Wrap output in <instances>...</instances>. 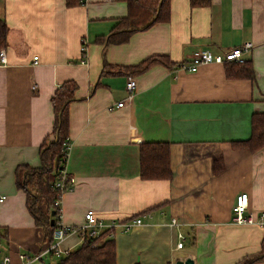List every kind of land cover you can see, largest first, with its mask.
I'll return each instance as SVG.
<instances>
[{
    "label": "crops",
    "instance_id": "1",
    "mask_svg": "<svg viewBox=\"0 0 264 264\" xmlns=\"http://www.w3.org/2000/svg\"><path fill=\"white\" fill-rule=\"evenodd\" d=\"M170 5L168 20L105 47L97 38L128 14L125 0L74 6L67 0H0V18L8 24V62H0V194L6 195L0 232L15 261L19 252L48 244L15 170L40 165V146L54 128L52 97L69 80L78 89L69 106L66 170L76 183L62 195L64 224L84 223L88 209L104 220L141 217L140 226L114 237L117 264H176L187 257L194 264H236L261 251L264 227L234 223L232 208L247 192L254 216L264 211V147L233 146L251 136L253 114L264 112V0ZM84 39L87 63L81 61ZM246 41L254 43L245 54L253 78L229 77L218 63L195 72L157 63L134 76L138 86L126 98L123 67L152 56L179 64L197 49L220 53ZM144 142H169L170 179L141 177ZM219 158L223 169L215 173ZM180 231L186 236L181 248ZM80 245L74 233L61 242L63 251Z\"/></svg>",
    "mask_w": 264,
    "mask_h": 264
},
{
    "label": "trees",
    "instance_id": "2",
    "mask_svg": "<svg viewBox=\"0 0 264 264\" xmlns=\"http://www.w3.org/2000/svg\"><path fill=\"white\" fill-rule=\"evenodd\" d=\"M128 4V14L118 19L109 35L97 38L106 47L109 44L123 43L129 40L131 34L139 29H146L159 20H168L170 15V0H125ZM82 0H67L68 6L80 4ZM209 5L210 0H192V4ZM8 24L0 18V48L7 42ZM161 63L168 67L177 65L164 56H152L135 66L123 67L122 73L136 76L149 67ZM106 66L108 64H105ZM227 74L232 78H253L254 68L251 62H225ZM78 84L69 80L62 83L52 97L54 110V128L40 146V165L20 164L15 170L16 184L26 194L28 211L35 224L42 227L47 241L52 240L57 224L51 225V218L57 220L58 209L55 200L60 191L54 187L57 171L63 167V157L66 143L69 139L70 103L76 100ZM252 133L248 139L233 141V146L256 151L264 147V112H256L252 116ZM223 169L221 159L214 162V172ZM140 175L144 179H170L169 142H144L140 146ZM54 211V215L52 212ZM110 231L104 230L97 237L87 239L76 249L64 254L56 264H117V250L114 237ZM4 235V234H2ZM5 235L3 236V238ZM264 259V242L261 251L248 255L236 264H254ZM138 264V263H136Z\"/></svg>",
    "mask_w": 264,
    "mask_h": 264
},
{
    "label": "built area",
    "instance_id": "3",
    "mask_svg": "<svg viewBox=\"0 0 264 264\" xmlns=\"http://www.w3.org/2000/svg\"><path fill=\"white\" fill-rule=\"evenodd\" d=\"M254 48V43L250 41L243 42L238 46H233L230 49L216 53L211 49H197L195 50L190 59L182 61L176 65L178 69L195 72L201 65L207 63L224 64L225 62L244 63L247 61L245 54ZM83 63L88 62V45L87 40L82 42V58ZM0 62L7 63V54L4 47L0 48ZM39 62V56H34V63ZM137 80L134 76L128 75L126 82V98H130L137 88ZM33 89L36 88L34 84ZM126 98L117 103L118 107L125 104ZM71 147L70 141L66 143V152L63 157V167L57 173V179L54 182V187L60 191L58 198L55 200V208L58 209L57 224L53 231L52 240L48 242L47 246L35 252H19L18 260H14L8 250L2 245L3 235L0 232V264H47L44 259L46 256H62L69 251H63L61 242L65 237L71 233L77 234L80 238L81 244L87 237H97L104 230H109V236L115 237L120 231L129 232L143 223L141 217H133L127 220H104L98 217L93 209H88L85 213V221L79 225H67L62 222L63 209H62V195L65 191L74 187L76 178L68 173L66 170V162L68 158L69 149ZM6 195L0 194V202L5 201ZM249 194L247 192H240L235 204L232 208L233 216L232 221L236 224H256L264 227V211H261L254 216L249 210ZM172 224L179 225L177 219L172 220ZM179 241L177 247H183L186 236L183 232L178 233Z\"/></svg>",
    "mask_w": 264,
    "mask_h": 264
},
{
    "label": "water",
    "instance_id": "4",
    "mask_svg": "<svg viewBox=\"0 0 264 264\" xmlns=\"http://www.w3.org/2000/svg\"><path fill=\"white\" fill-rule=\"evenodd\" d=\"M52 215H54V211L52 212ZM51 225H55L54 218H51ZM176 264H194V260L190 257H187L185 260H177Z\"/></svg>",
    "mask_w": 264,
    "mask_h": 264
},
{
    "label": "rangeland",
    "instance_id": "5",
    "mask_svg": "<svg viewBox=\"0 0 264 264\" xmlns=\"http://www.w3.org/2000/svg\"><path fill=\"white\" fill-rule=\"evenodd\" d=\"M63 256V255H62ZM62 256H46L44 261L47 263V264H56L59 262L60 258Z\"/></svg>",
    "mask_w": 264,
    "mask_h": 264
}]
</instances>
